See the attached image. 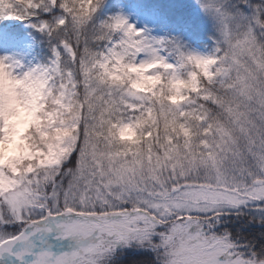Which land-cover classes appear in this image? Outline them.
Returning a JSON list of instances; mask_svg holds the SVG:
<instances>
[{"label": "snow or ice", "instance_id": "6c2138e0", "mask_svg": "<svg viewBox=\"0 0 264 264\" xmlns=\"http://www.w3.org/2000/svg\"><path fill=\"white\" fill-rule=\"evenodd\" d=\"M106 6L0 0L48 43L0 56L46 121L0 163V264H264V0H193L199 45Z\"/></svg>", "mask_w": 264, "mask_h": 264}, {"label": "rangeland", "instance_id": "374dc122", "mask_svg": "<svg viewBox=\"0 0 264 264\" xmlns=\"http://www.w3.org/2000/svg\"><path fill=\"white\" fill-rule=\"evenodd\" d=\"M170 3L183 11V14L177 16L178 18L174 21L165 16L167 13L174 14V9L171 8L163 13L160 9V6L163 5L154 2V0H107L105 11L108 15L123 14L128 18L129 23L134 24L138 29L148 28L157 37L176 35L194 45L201 44L196 42V38L193 41L187 33L193 25L198 27L195 29L196 32L202 33L196 10L193 7V0H170ZM186 17L188 18L186 19ZM24 29L26 31L32 30L28 24L25 25ZM39 47L37 41L28 33L12 36L0 31V56L15 57L25 65H35L42 63Z\"/></svg>", "mask_w": 264, "mask_h": 264}, {"label": "clouds", "instance_id": "9594fccd", "mask_svg": "<svg viewBox=\"0 0 264 264\" xmlns=\"http://www.w3.org/2000/svg\"><path fill=\"white\" fill-rule=\"evenodd\" d=\"M42 91L38 84L17 83L14 70L0 64V163L23 155L29 141L22 137L30 128L33 135H37L36 128L45 131L43 113L37 110Z\"/></svg>", "mask_w": 264, "mask_h": 264}, {"label": "trees", "instance_id": "16d2710c", "mask_svg": "<svg viewBox=\"0 0 264 264\" xmlns=\"http://www.w3.org/2000/svg\"><path fill=\"white\" fill-rule=\"evenodd\" d=\"M154 1L161 3L163 6H160V7L164 11L171 9V7L166 4V3H169L168 0H154ZM172 8L175 10V13L172 16L168 15V17L171 18L172 20H176V18H177L176 16L183 14V11L178 7H172ZM112 11H114V10H112ZM187 18L188 17H186V19ZM24 25H25V22L18 21L15 19L0 21V29L1 30L6 29V31H8L10 34L21 33L22 32L21 28H23ZM17 27L19 28V30L17 29V31H16L15 29ZM197 28L198 27L196 25H193L190 27V29H188L189 31L187 33H188V36H190V38H192L193 41L196 38L197 39L196 42H199L202 44L205 42L204 37H203L202 33H200L199 31L198 32L195 31V29H197ZM30 34L33 35L37 39V41L39 42V45H41V47H40L41 60H42V62H46V60L48 59V43H47L46 38L43 35L36 33L35 31H31Z\"/></svg>", "mask_w": 264, "mask_h": 264}]
</instances>
